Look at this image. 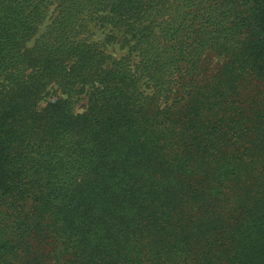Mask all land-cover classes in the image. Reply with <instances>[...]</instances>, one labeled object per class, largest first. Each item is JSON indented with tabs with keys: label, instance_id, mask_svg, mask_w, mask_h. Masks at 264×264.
Returning a JSON list of instances; mask_svg holds the SVG:
<instances>
[{
	"label": "trees",
	"instance_id": "trees-1",
	"mask_svg": "<svg viewBox=\"0 0 264 264\" xmlns=\"http://www.w3.org/2000/svg\"><path fill=\"white\" fill-rule=\"evenodd\" d=\"M0 264H264V0H0Z\"/></svg>",
	"mask_w": 264,
	"mask_h": 264
},
{
	"label": "rangeland",
	"instance_id": "rangeland-1",
	"mask_svg": "<svg viewBox=\"0 0 264 264\" xmlns=\"http://www.w3.org/2000/svg\"><path fill=\"white\" fill-rule=\"evenodd\" d=\"M52 5L53 4L50 5V11L47 14L44 24H42L37 37L45 31L47 24L50 22L49 18L54 12V6ZM110 37H112V39ZM91 38L100 43H103L104 40H106L108 44V52L115 57H123L128 55V52L133 45L132 43L129 44L126 42L125 39H127V36L123 33L121 29L116 28L112 25H105L103 27L94 26L93 33H91ZM108 39H110L111 42H108ZM85 104L86 99L82 98V100H80L77 104V110L82 111L84 109L83 106Z\"/></svg>",
	"mask_w": 264,
	"mask_h": 264
}]
</instances>
